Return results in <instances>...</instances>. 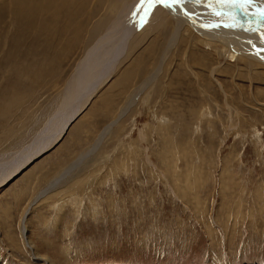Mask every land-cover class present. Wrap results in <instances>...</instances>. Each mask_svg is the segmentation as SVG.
<instances>
[{
    "label": "rangeland",
    "instance_id": "rangeland-1",
    "mask_svg": "<svg viewBox=\"0 0 264 264\" xmlns=\"http://www.w3.org/2000/svg\"><path fill=\"white\" fill-rule=\"evenodd\" d=\"M106 10L89 25L111 18ZM6 19L0 15L1 163L66 111L59 107L87 43L69 45L71 29L45 43L18 30L12 40ZM146 21L135 19L130 45L77 103L58 142L0 186V264H264V54L241 46L246 38L264 45V30L259 40L238 30L225 50L186 25L167 50L174 20L149 29Z\"/></svg>",
    "mask_w": 264,
    "mask_h": 264
},
{
    "label": "bare ground",
    "instance_id": "bare-ground-1",
    "mask_svg": "<svg viewBox=\"0 0 264 264\" xmlns=\"http://www.w3.org/2000/svg\"><path fill=\"white\" fill-rule=\"evenodd\" d=\"M96 1V5L93 6L92 0H8L7 5L4 6L2 13H0V15L3 14L5 17L8 16L9 19H6V22L11 21V23L14 25V31H10L12 33V40L14 37L13 35L17 30L20 32L19 34L22 33L27 36H31L32 34H34L35 36L33 37V42L39 44L42 43V40H39L40 37L41 39H43V42H46L47 39L50 41V34L53 33L56 35L58 40L60 35L71 29L70 32L73 34L67 42L69 43V45L76 46L78 43L81 44L82 41L87 42L84 45L83 49L84 57L76 65L78 66V68L76 69L77 73H74V76L69 80V89L67 91V95L69 94L67 97L68 99L65 100L61 107H59L61 111L63 109H65L66 111L63 114H57L55 118L52 117V121H48L49 123H46V126L39 131L37 136L27 146H25L26 148L22 150L20 154H17L15 157L9 159L5 163L0 162V186L4 185L8 181V179H10L12 176H15V174L17 175L18 173H21L25 168V163H27L32 158L36 157L35 159H37V157L43 154V152L45 153L47 149L51 148L54 142H58V140L63 136L69 122L75 115L74 111L78 110L79 112V109H76L77 103L80 101L82 102L81 106L84 105V102L89 99V96L91 93H93L94 89L96 88L95 90H97L100 85L105 82L104 80L110 75V72L115 68L116 65L114 64L120 57L123 48L125 49L127 43L129 44L131 42L129 41V35L135 27V19H143V21L147 20L146 23L149 21L146 24V29H149L150 26H165V24H167L168 17H171L175 22V28L167 45L168 47H166L167 50H169L170 47L175 44L178 37L180 36V33L182 32L181 29L186 25L190 26L193 30L195 29L196 31L200 32L202 35L204 34L203 36L209 41L219 40L220 43L218 44H222L223 46L225 45L224 43H226L228 38H233V40L236 38H240V36L236 34L238 33L239 29L229 27L226 28L219 22L218 19H216V13H219V16L221 17H227L224 15V13L226 10H228V5L226 4V2H232L230 0H221L222 4H217L212 0H183V3H180L178 8L174 7L176 6V4L172 7H165L163 4H153L149 6L147 3L142 4L141 0ZM260 2L264 3V0H260ZM104 4L105 6H107V12H105V15L108 12L114 14V11L116 10V14L114 15L115 18L113 17V14L111 15V18L104 17V15H102L90 26L88 23V21H90L89 17L96 15L100 10V7H103ZM262 10H264V7H261L259 5L256 6V4L254 3L249 4L246 9L243 8L244 14L247 15V17L245 18L243 15L242 18L249 21L250 25L259 32L257 34L248 31L257 40H259L258 38L261 36L260 34L263 33L262 31L264 30L261 29L264 28V25H262L264 23V11ZM249 16L256 17V20L250 21L249 19H247L250 18ZM78 17L82 19L78 21ZM229 18H231V16ZM60 22L61 26L58 27L62 28L63 25L62 29L57 28V25L58 23L60 24ZM86 25H89L88 29L90 30L85 31L84 33L83 29ZM5 30L6 29H4V32L1 34V36L6 35ZM1 31L2 26H0V32ZM6 31L8 36L10 33L8 30ZM94 33L98 34H95L94 36ZM213 34H216V38ZM258 35L260 36L258 37ZM7 36H5V38L2 37L4 38V44L10 37ZM91 37L92 40L94 39V41H89L91 40ZM229 42L233 41L231 40ZM256 42L258 41H255L252 38H246L241 46L243 47L244 45V47H247L246 45L248 44L251 45V47L253 46L255 48L261 47V52L264 54V45L258 46ZM259 42L260 44H264V41L263 43L261 42V40ZM21 43H23L21 40L14 41L15 45L11 46L10 49L15 48L16 50L18 46H21ZM34 46L37 47L36 44ZM39 46H41V44ZM52 46H54V43L49 42L42 48L50 49ZM224 47L225 50H228L227 45H225ZM130 49L131 48H128L127 51ZM37 51L40 50L37 49ZM240 51L244 52L248 50L239 49V52ZM251 52H249V55L253 54ZM234 54L236 53L234 52ZM253 56L258 57L257 55ZM163 58L161 59V63L163 62ZM160 67L154 73V77L160 71ZM148 80H150V78ZM143 85L145 84L143 83ZM133 100L120 112L119 117H121L124 112L133 104ZM119 117H117L110 124H115ZM109 128V126H106L104 128V131L101 133L96 145H99V143H101L99 141L101 140L102 135H104L105 132L109 130ZM95 149H97V146H93L92 149L90 148L89 152L93 153ZM87 153L80 155L78 157V160H73L70 168L63 171L59 175L60 177L55 178L54 181L48 184L47 189L54 187V185L57 184V181L62 180L64 177L70 174L74 167L80 166L81 161H83V158ZM75 161H77L78 163H75ZM41 195L42 192L38 193V196L35 198L34 202H36L41 197ZM28 214L29 212L26 211L22 219V228L24 229V231H27L25 222L27 220Z\"/></svg>",
    "mask_w": 264,
    "mask_h": 264
},
{
    "label": "water",
    "instance_id": "water-1",
    "mask_svg": "<svg viewBox=\"0 0 264 264\" xmlns=\"http://www.w3.org/2000/svg\"><path fill=\"white\" fill-rule=\"evenodd\" d=\"M212 1L216 2L217 4L218 3L222 4L221 0H212ZM230 1H232V0H230ZM251 3L256 4V6L259 5L261 7H264V3L260 2V0H251ZM251 3H248L244 7H241L240 0H237V2H235V3L226 2V4L228 5L227 6L228 10L225 11L224 15L227 16V17L226 18L221 17V16H219V13H216V19H218L219 22L226 28L227 27L233 28V27L237 26L240 21H242L243 23H245V25H247L248 24L247 22H249V21L244 20L242 18L243 15H244L245 18L247 17V15L244 14L243 8L246 9V7H248L249 4H251ZM230 16H231V18H229ZM237 29H239V30L247 29L248 30L247 27L237 28Z\"/></svg>",
    "mask_w": 264,
    "mask_h": 264
},
{
    "label": "snow or ice",
    "instance_id": "snow-or-ice-1",
    "mask_svg": "<svg viewBox=\"0 0 264 264\" xmlns=\"http://www.w3.org/2000/svg\"><path fill=\"white\" fill-rule=\"evenodd\" d=\"M232 2L235 3L237 0H232ZM240 2L241 7H244L246 4L251 3V0H240ZM141 3H147L149 6L153 4H163L165 7H172L175 4L183 3V0H141Z\"/></svg>",
    "mask_w": 264,
    "mask_h": 264
}]
</instances>
